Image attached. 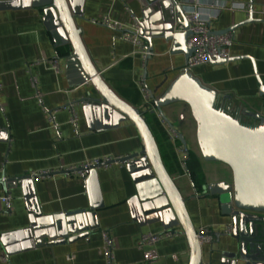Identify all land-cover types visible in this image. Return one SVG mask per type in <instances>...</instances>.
Masks as SVG:
<instances>
[{
    "label": "crops",
    "instance_id": "crops-1",
    "mask_svg": "<svg viewBox=\"0 0 264 264\" xmlns=\"http://www.w3.org/2000/svg\"><path fill=\"white\" fill-rule=\"evenodd\" d=\"M227 2L228 7L231 3L250 4V0ZM68 3L82 44L99 76L126 104L148 110L142 89L159 99L185 67L184 56L170 54V44L155 40L152 52L142 61L136 49L120 39V32L102 24L108 19L123 30H130L132 19H141L138 0ZM263 3L264 0H252L256 13L252 18L256 22L229 33V59H241L190 71L215 91L218 108L247 127H256L264 119V97L259 95L258 84L259 80L264 88V17L259 13ZM212 5L218 8L220 2L212 0ZM227 6L212 13V32L224 31L248 19L244 12H231ZM208 8L203 6L205 12ZM53 25L52 17L40 9L0 10V178L30 177L32 182L14 189L0 185V264H105L100 253L102 233L114 240L117 264H188L190 251L179 227L171 229L176 232L171 240L138 249L142 234H159L165 228L160 222L145 223L136 214L135 205L130 202L135 185L125 164L97 169L93 203L102 207L95 211L97 228L86 239L6 254V249L28 241L22 231L29 227L30 212L52 217L88 209L84 177L80 173L66 174L64 170L105 158L128 157L142 150L138 132L128 121L115 123L113 118L104 119L98 114L87 118L83 105L74 104L86 96L88 86L80 85L83 78L77 60ZM143 43L146 48L147 43ZM53 57L57 58V71L50 65ZM162 112L169 125L158 115H146L162 164L185 200L195 230L208 228L213 232V242L201 247L202 264H220L221 253L230 243L223 233L230 220L221 215L217 197L204 195L201 188L211 183L230 184L231 171L220 163L202 160L193 116L185 104L169 105ZM73 114L76 124L71 123ZM172 130L178 134L177 140H172ZM184 148L189 152L188 159L189 155L195 157L194 167L203 179L197 188L186 163L183 165ZM41 173L49 174L40 176ZM7 196L12 199L9 209L1 201Z\"/></svg>",
    "mask_w": 264,
    "mask_h": 264
},
{
    "label": "water",
    "instance_id": "water-1",
    "mask_svg": "<svg viewBox=\"0 0 264 264\" xmlns=\"http://www.w3.org/2000/svg\"><path fill=\"white\" fill-rule=\"evenodd\" d=\"M138 2L142 9L139 34L141 40L147 43L145 51L151 53L152 41L160 40L170 44V54H182L187 62L193 50L187 46L189 26L178 0ZM249 5L252 7V0ZM19 8L40 9L44 15H50L53 30L64 44L70 45L72 57L77 60L82 72L80 85L88 86L86 96L74 103L83 105L85 116L88 118L98 114L104 119L113 118L115 123L128 121L138 132L142 150L116 161L125 164L132 177L135 195L130 202L134 203L136 214L145 223H162L165 230L179 227L190 251L188 264H202V248L185 200L166 172L153 133L146 122V115H158L160 120L169 125L162 109L183 103L193 116L196 144L202 160L220 163L231 171L230 184L211 183L201 188L204 195L217 197L221 215L230 220L231 233L227 235L230 243L221 253L220 264H264V119L256 127L242 125L237 118L217 107L215 91L202 84L185 67L180 69L179 75L159 99H153L151 110L135 109L114 94L92 65L68 0H0V10ZM252 22L256 21L249 15L242 23L224 31H213L212 34L220 36L232 33ZM239 59L218 60L210 64L223 65ZM258 84L259 95L264 97V88L259 80ZM180 140L183 142L181 137ZM113 163L75 170L73 173H84L89 197L88 209L64 212L52 217H42L38 211L30 212L29 227L22 231L28 241L20 243V247L6 249V254L31 250L35 246H54L86 239L97 228L94 224L95 211L102 207L101 204L93 203L97 169ZM31 183L30 177L0 178V185L6 189H14L17 185L25 187Z\"/></svg>",
    "mask_w": 264,
    "mask_h": 264
},
{
    "label": "built area",
    "instance_id": "built-area-1",
    "mask_svg": "<svg viewBox=\"0 0 264 264\" xmlns=\"http://www.w3.org/2000/svg\"><path fill=\"white\" fill-rule=\"evenodd\" d=\"M220 2V6L218 8L213 7L212 0H178V5L182 6L184 9V14L186 21L188 23V31L190 33L188 39H187V46L189 49L193 50L192 55L187 60L185 68L190 72L192 69L207 65L212 62L218 61V60H228L229 59V51L232 45V37L229 33L217 36L212 34V29H210V23L211 20H213V14L217 13L224 9L227 5V0H218ZM191 4H190V3ZM196 2V3H195ZM227 2V3H226ZM203 6L209 7L207 9V12L204 11ZM228 7V6H227ZM262 10L259 12L264 17V3L261 6ZM228 10L231 12L234 11H241L244 12L247 16L251 15L253 16L255 13L253 7L250 5L245 4H237V3H231L228 7ZM132 27L130 30L126 31L122 29V26L118 23L110 22L108 19H104L103 23L107 27L120 32V39L130 45H132L138 54H140L142 61H145L149 55L145 51L144 43L141 40L139 31V21L136 19H132ZM50 65L53 70H58V62L57 58L53 57L52 60H50ZM32 83H34V79H32ZM142 85V83H141ZM1 89V87H0ZM143 93V100L144 104L147 106L148 110L152 109V102L153 99H155L150 92L146 91L145 89H142ZM52 121V119L50 118ZM77 118L76 115L73 114L71 123L76 124ZM164 123V122H163ZM55 127V126H54ZM172 140L178 139V134H175V132L172 130ZM181 153L184 156V162L183 165L185 166V163L188 159V153L186 149H182ZM120 158H105L102 160H96L92 161L90 163H87L83 165L82 167H76L71 169H66L64 172L66 174L73 173L78 168H90L95 165L103 164V163H109L114 162L113 164H121L117 163ZM107 167V166H106ZM49 173H41L40 176H46ZM84 177V173H80ZM11 198L9 196L4 197L1 199L2 203L5 205L6 209H9ZM223 233L225 235H229L231 233V226H227ZM197 239L199 240V244L202 247L203 245L210 244L213 242V232L208 228H199L196 231ZM176 235V232L174 230H165L162 233L159 234H142L138 240V249H141L143 247H149L153 246L163 240H171ZM101 255H103V258L105 260V264H117L114 259V240L108 233H102V246L100 249ZM4 259V258H3ZM69 260H72V257L69 258Z\"/></svg>",
    "mask_w": 264,
    "mask_h": 264
},
{
    "label": "trees",
    "instance_id": "trees-1",
    "mask_svg": "<svg viewBox=\"0 0 264 264\" xmlns=\"http://www.w3.org/2000/svg\"><path fill=\"white\" fill-rule=\"evenodd\" d=\"M196 159L193 155H189V159L186 162V166L188 172L192 175L193 184L197 188L200 186L201 182L203 181L201 174L198 172V169L194 167Z\"/></svg>",
    "mask_w": 264,
    "mask_h": 264
}]
</instances>
